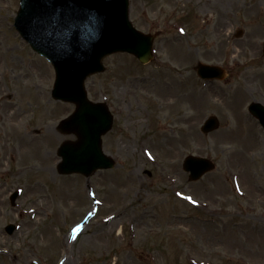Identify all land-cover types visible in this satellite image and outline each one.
I'll return each mask as SVG.
<instances>
[{
	"label": "rangeland",
	"instance_id": "obj_1",
	"mask_svg": "<svg viewBox=\"0 0 264 264\" xmlns=\"http://www.w3.org/2000/svg\"><path fill=\"white\" fill-rule=\"evenodd\" d=\"M18 5L0 0V264H60L58 243L69 235L70 264H264V130L248 112L251 103L264 107V0H129L134 27L156 34L154 58L141 65L116 54L86 80L89 98L106 100L114 115L102 147L115 160L88 178L57 171V148L76 137L56 127L74 107L52 99V66L12 25ZM198 62L224 68L225 78L199 79ZM29 65L42 74L10 80ZM240 92L246 95L236 107ZM209 116L220 125L203 135ZM18 135L26 138L14 155ZM189 155L210 159L215 170L190 181L182 168ZM235 176L243 193L234 190ZM117 208L124 221L103 226ZM9 224L16 226L11 235ZM234 225L239 230L231 232ZM78 226L86 230L77 241Z\"/></svg>",
	"mask_w": 264,
	"mask_h": 264
},
{
	"label": "water",
	"instance_id": "obj_2",
	"mask_svg": "<svg viewBox=\"0 0 264 264\" xmlns=\"http://www.w3.org/2000/svg\"><path fill=\"white\" fill-rule=\"evenodd\" d=\"M15 27L34 50L53 63L55 99L77 106L59 127L62 132L73 131L78 136L76 143H66L74 153L59 149L63 159L59 172L88 176L98 168L112 167L113 161L102 154L100 139L110 129L112 118L103 105L86 99L83 81L102 71V58L113 52L127 51L146 63L151 57L153 37L132 28L127 0H20ZM197 72L201 77L223 76L218 68L203 65H198ZM250 109L264 125L263 108L252 105ZM217 127V120L211 117L201 130L209 133ZM183 167L191 172L190 179L196 180L213 166L206 160L188 157ZM6 230L12 233L14 228L8 226Z\"/></svg>",
	"mask_w": 264,
	"mask_h": 264
},
{
	"label": "bare ground",
	"instance_id": "obj_3",
	"mask_svg": "<svg viewBox=\"0 0 264 264\" xmlns=\"http://www.w3.org/2000/svg\"><path fill=\"white\" fill-rule=\"evenodd\" d=\"M0 40H2L1 39V36H0ZM1 42V41H0ZM2 44L3 43H1L0 44V52H1V47H2ZM1 61H4V57H3V54L1 53L0 54V63H1ZM17 59L15 60H13V64H15V66H14V68H17ZM27 70H26V72L25 73H23V74H18V75H15L14 76V72L13 71H11L10 73H12V76L11 77H9L10 78V80L11 81H14L15 79H18V80H20L21 78H24V76L26 77V78H28V79H30V78H32L35 74H42V69H41V67H39V68H37L36 66L34 67V66H31V65H29V66H27ZM33 70V72L32 73H30L31 71ZM22 75V76H21ZM25 78V79H26ZM28 79H26V81L28 80ZM26 81H23V82H25V84H24V88H27V82ZM25 93H27V92H25ZM28 94V96H31L30 94H32L33 95V97H32V99L36 102V101H40L41 100V96H39V94L38 93H36V92H30L29 91V93H27ZM245 93L244 92H240V98L239 99H236L235 100V105H236V107L238 106V104H240V102H241V100L243 101V99H244V97H245ZM36 99V100H35ZM11 115L12 116H14V117H20V118H22L23 116H24V112H20V111H12L11 112ZM47 134L49 133L48 131L46 132ZM18 137H19V140H18V142H17V146H15V148L14 147H12L11 149H9L14 155H16L17 154V152L19 151V153L21 154V150H17L18 149V147L22 144V142H25V138H26V136L25 135H21V136H19L18 135ZM244 140H249V139H251L248 135L246 136V137H244L243 138ZM48 142V143H47ZM49 142H50V139L48 138V140L45 142V145L47 144H49ZM8 152V151H7ZM25 152H29L28 151V149L27 148H25ZM2 153L3 154H6V149H5V147H2ZM31 153H33V154H38L39 153V150L38 149H36V148H33L32 149V151H31ZM42 157L43 158H49V157H51V155L48 153H46V155H43L42 154ZM234 178H236L237 180H238V182H239V187L241 188V182H240V179H239V177L238 176H235ZM225 181L224 180H222V179H220V178H218L217 180H216V183H219V187L220 188H223V184H220V183H224ZM242 182H245V180H243L242 179ZM244 192V191H243ZM228 195V193L227 194H225V196H227ZM120 203H119V205H118V207H121V205L123 204V201L121 200V201H119ZM76 203V202H75ZM100 204L101 205H103V202L101 201L100 202ZM42 212H44V209L43 208H39V209H36L35 210V212H34V214L36 215V216H38V214L39 213H42ZM110 214H109V216H107L108 218H104V220H100V223L103 225V226H108V227H111V226H115L116 224H118V223H120V222H122V221H124V219L126 218V213H124V210H122L121 208H117L115 211H111V212H109ZM140 220L138 219L137 221L136 220H133V222L135 223V224H133L132 225V240H131V242L133 241V242H136V239H137V235H138V233L140 232V229H139V225H140V222H139ZM107 222V223H106ZM227 228H230L231 229V232H233V230L234 229H238L239 228V226H236V225H234V226H231V227H227ZM259 231H258V234H259V236L261 237V239L264 241V236H263V234H264V227L263 226H259ZM85 230L86 229H84V228H82L80 231L77 229L76 230V234H75V236L76 235H78V236H76V237H78L77 238V241H78V239H79V237L85 232ZM239 230V229H238ZM70 238H71V235H69V236H66L65 237V239H64V241H61V242H59L58 243V248H59V252H60V256H59V261H60V264H70L71 263V261H72V256L71 257H67V252H68V245H69V241H70ZM18 261H19V263L18 264H23L24 263V261L21 259V258H18ZM12 263L13 264H15L13 261H12ZM11 263V264H12Z\"/></svg>",
	"mask_w": 264,
	"mask_h": 264
}]
</instances>
